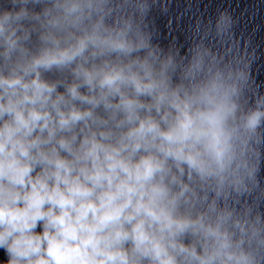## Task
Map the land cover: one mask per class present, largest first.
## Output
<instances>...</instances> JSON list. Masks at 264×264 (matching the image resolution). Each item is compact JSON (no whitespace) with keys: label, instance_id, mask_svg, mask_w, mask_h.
Returning <instances> with one entry per match:
<instances>
[{"label":"clouds","instance_id":"9594fccd","mask_svg":"<svg viewBox=\"0 0 264 264\" xmlns=\"http://www.w3.org/2000/svg\"><path fill=\"white\" fill-rule=\"evenodd\" d=\"M171 3L0 0V264H264L256 51Z\"/></svg>","mask_w":264,"mask_h":264}]
</instances>
